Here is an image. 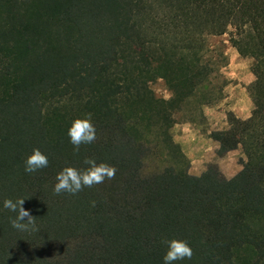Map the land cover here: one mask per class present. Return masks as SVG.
<instances>
[{"label":"trees","instance_id":"16d2710c","mask_svg":"<svg viewBox=\"0 0 264 264\" xmlns=\"http://www.w3.org/2000/svg\"><path fill=\"white\" fill-rule=\"evenodd\" d=\"M225 34L252 61L253 108L210 137L242 168L196 175L173 128L224 98ZM85 113L97 139L76 152L67 131ZM34 148L49 166L27 174ZM85 158L114 177L55 194ZM7 198L25 199L27 230ZM173 238L193 249L176 264H264V0H0V264H163Z\"/></svg>","mask_w":264,"mask_h":264},{"label":"clouds","instance_id":"9594fccd","mask_svg":"<svg viewBox=\"0 0 264 264\" xmlns=\"http://www.w3.org/2000/svg\"><path fill=\"white\" fill-rule=\"evenodd\" d=\"M67 135L69 143L74 151L79 152L81 145H90L97 139V128L93 121L92 113H85L83 116L74 119L68 128ZM49 156L40 148H34L24 160V172L32 174L39 172L49 166ZM83 163L86 168L64 167L56 175V183L53 187L55 194L67 193L76 195L85 188H92L102 184L105 180L114 177L116 168L107 162H97L94 158H85ZM25 199L13 200L7 198L3 201V207L11 212L17 213L11 219L12 227L21 231L27 230L34 224L33 216L23 205ZM167 251L163 256V264H176L178 261L191 260L193 249L186 239L173 238L166 240Z\"/></svg>","mask_w":264,"mask_h":264},{"label":"rangeland","instance_id":"374dc122","mask_svg":"<svg viewBox=\"0 0 264 264\" xmlns=\"http://www.w3.org/2000/svg\"><path fill=\"white\" fill-rule=\"evenodd\" d=\"M216 42L221 40L224 42V50L228 56V64L221 70L228 83L224 88V98L217 104L205 106L204 112L206 118L202 121H228L227 113L233 111L237 116L250 115L253 108L252 100L249 96L247 87L254 80V74L251 71V59L242 56L238 50L230 43L229 34H225L215 39ZM155 59H159V53H155ZM156 93L159 96L169 97L164 81L159 79L153 84ZM239 113V114H238ZM216 115V116H215ZM179 120L183 118L182 114L178 115ZM242 156L241 149H238L229 160L230 166L233 167L228 173H232L242 165L239 158Z\"/></svg>","mask_w":264,"mask_h":264},{"label":"crops","instance_id":"0c3cea01","mask_svg":"<svg viewBox=\"0 0 264 264\" xmlns=\"http://www.w3.org/2000/svg\"><path fill=\"white\" fill-rule=\"evenodd\" d=\"M238 116L247 118L249 115L241 116L239 114ZM228 126V121H180L175 124L173 128L175 140L181 144L184 152L190 158L192 174H201L209 163H216L227 177H232L240 170L238 167L232 173H228L233 169L229 162L231 155L238 149L230 151L224 157H219L216 153L219 143L210 137L212 130L224 129Z\"/></svg>","mask_w":264,"mask_h":264}]
</instances>
